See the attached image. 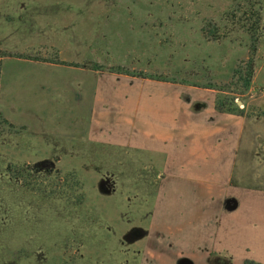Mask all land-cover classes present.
I'll return each instance as SVG.
<instances>
[{
  "label": "rangeland",
  "instance_id": "rangeland-1",
  "mask_svg": "<svg viewBox=\"0 0 264 264\" xmlns=\"http://www.w3.org/2000/svg\"><path fill=\"white\" fill-rule=\"evenodd\" d=\"M252 1L260 2L264 32V0ZM235 9L234 0H58L52 37L60 59L104 70L21 60L1 65L0 264H224L219 256L231 258L210 253V241L164 230L154 211L161 177L147 155L89 138L87 128L112 126L128 113L125 101L140 96L144 104L153 85L199 97L211 87L215 99L234 96L244 110L234 115L246 122L250 184L264 187V37L249 90L227 94L235 90L234 69L249 57L248 35L226 16ZM204 28L229 36L207 40ZM5 49L21 51L12 44ZM54 52L38 47L29 54L42 59ZM125 71L133 75L120 74ZM46 160L56 171L26 185L6 172L10 164Z\"/></svg>",
  "mask_w": 264,
  "mask_h": 264
},
{
  "label": "crops",
  "instance_id": "crops-1",
  "mask_svg": "<svg viewBox=\"0 0 264 264\" xmlns=\"http://www.w3.org/2000/svg\"><path fill=\"white\" fill-rule=\"evenodd\" d=\"M54 13L56 20L58 0H0V49L12 44L18 53L38 47L59 53L52 37ZM5 60L92 71L69 65L84 62L63 58L68 65L15 57L2 59L1 65ZM179 89L156 90L153 85L144 104L140 96L125 101L129 114L116 116L106 128L89 125L87 135L147 155L149 166L158 171L155 176L161 177L154 211L163 216L164 230L169 226L173 234L186 231L184 239L210 241V253H225L232 264H264V187L250 184L246 163L251 159L242 143L246 122L218 112L212 89H203L206 94L200 97ZM188 93L193 96L182 97Z\"/></svg>",
  "mask_w": 264,
  "mask_h": 264
},
{
  "label": "trees",
  "instance_id": "trees-1",
  "mask_svg": "<svg viewBox=\"0 0 264 264\" xmlns=\"http://www.w3.org/2000/svg\"><path fill=\"white\" fill-rule=\"evenodd\" d=\"M235 1V6L237 9L232 10L230 14H227L228 18L232 21V23L236 26H238L239 30H242L245 34L248 35V39L250 41L249 45V57L247 60L240 62L236 68L233 71L232 80L230 82V85H233L235 87L234 91L223 90L227 94L232 95H244L250 88L253 74H254V58L256 55L257 50V43L258 41L264 37V32H261L260 26V9L258 8L260 6V2L256 1L253 2L252 0H245V2L242 1L238 2ZM237 3V4H236ZM239 13H241L239 15ZM203 33L207 40L211 41H220L221 39H225L229 36V32L226 31L225 34H221L218 29L216 30H207V28L203 29ZM208 33H211V37L208 36ZM7 57H15V58H23V59H30L35 61H49L54 64L59 65H68L69 63L63 62L57 51L54 52V55L49 58L43 57L42 59L40 57H35L28 52L24 53H10L6 50L0 49V67H1V61L4 58ZM70 66L74 67H84L86 69H90L92 71H103L104 67L96 64V63H85L83 65L79 64H69ZM113 71V69H110ZM120 72V71H118ZM120 74H124L127 76L133 75V73L125 71ZM138 77L144 76L141 74H137ZM152 79L160 80L157 77H153ZM161 81V80H160ZM210 89H213L210 87ZM235 98L234 96H228L223 99H219L218 97L215 99V109L220 113H229V114H237L240 116L244 115V110L239 109L235 106ZM10 127H12V124ZM15 127V126H14ZM55 165L54 161H43L35 164L34 166H30L29 164L25 165H13L10 164L6 168V172L8 175H12L13 179L19 182H24V185H26V182L28 179L35 180L39 175H42L45 178L51 177L52 173L56 171V169L52 168ZM52 166V167H51ZM14 173V174H13ZM35 191V189H32ZM37 191V190H36ZM220 259L223 260L224 264H232L231 258H226L225 260L223 258H219L217 260L220 261ZM244 264H258L250 260H245Z\"/></svg>",
  "mask_w": 264,
  "mask_h": 264
},
{
  "label": "water",
  "instance_id": "water-1",
  "mask_svg": "<svg viewBox=\"0 0 264 264\" xmlns=\"http://www.w3.org/2000/svg\"><path fill=\"white\" fill-rule=\"evenodd\" d=\"M240 104V102H238V105Z\"/></svg>",
  "mask_w": 264,
  "mask_h": 264
}]
</instances>
